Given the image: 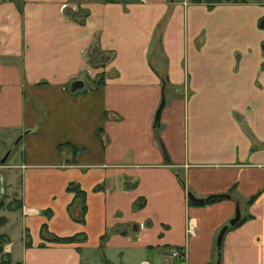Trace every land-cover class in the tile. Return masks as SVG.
I'll list each match as a JSON object with an SVG mask.
<instances>
[{"label":"crops","instance_id":"0c3cea01","mask_svg":"<svg viewBox=\"0 0 264 264\" xmlns=\"http://www.w3.org/2000/svg\"><path fill=\"white\" fill-rule=\"evenodd\" d=\"M262 18L264 0H0L14 264H264Z\"/></svg>","mask_w":264,"mask_h":264},{"label":"rangeland","instance_id":"374dc122","mask_svg":"<svg viewBox=\"0 0 264 264\" xmlns=\"http://www.w3.org/2000/svg\"><path fill=\"white\" fill-rule=\"evenodd\" d=\"M75 1H77V0H75ZM184 1H186V0H184ZM188 1H191V0H188ZM200 1L207 3L206 0H200ZM74 8H76V6H74V4H72L70 7V10L72 11V10H74ZM81 11L82 10L80 9V12ZM161 27H162L161 25H158V27L156 28V30L154 32V38L152 39V43L155 45L157 44V42L159 40L158 36H159V32H160ZM93 50L95 53V46L93 47ZM94 53H92V54H94ZM92 54H90L91 57H88L89 61H92V59L94 57V55L92 56ZM96 56H97V58H96L97 61L107 59V57H108L105 54H97ZM89 84H90V82L88 81V85ZM1 132L4 135V132L3 131H1ZM11 145L15 146L16 144H14L12 142ZM2 154H3V152L1 153V155ZM11 158L12 157H7L3 162H0V180H2V184L0 183V200L3 203V206L0 208V221H4L7 223V227H6L7 230H10L13 228V224L8 223V221L14 212L13 210L15 209L14 206L16 205L17 200H19L17 197L18 196L17 188L20 185L19 175H18V173L15 175L16 169L13 165V163H15V161H17V160H13ZM16 168H18V167H16ZM13 187H14V189H13ZM1 188H2V190H1ZM7 204L10 205V208H8ZM4 222H3V224H4ZM14 240H16V239L14 238ZM8 246H9V242L7 241L4 244V248H5L4 250L5 251H7ZM12 264H14L13 261H12Z\"/></svg>","mask_w":264,"mask_h":264},{"label":"trees","instance_id":"16d2710c","mask_svg":"<svg viewBox=\"0 0 264 264\" xmlns=\"http://www.w3.org/2000/svg\"><path fill=\"white\" fill-rule=\"evenodd\" d=\"M191 1L192 2H198L200 0H191ZM220 1H245V0H206L208 6H212L214 3L220 2ZM166 16L164 18H162V20L159 22L158 25L162 26L164 24ZM161 28H160L159 35L161 33ZM158 38H159V36H158ZM102 82H103L102 75H100V78L98 80L94 81V83H96L97 85H100ZM160 104H161V102H160ZM161 107L162 106L159 105V107L157 108L156 115L159 113ZM68 187L69 188H73L76 191L77 194H79V192H82V190L79 189L78 186H76V185H69ZM251 198H249V201H251ZM215 199H218V197L217 198H210L207 201H213ZM2 206H3V203L0 200V208ZM7 206H8V208H10L9 204H7ZM14 207L15 208L20 207V201L19 200H17V203H16V205ZM3 222L4 221H0V224L3 223ZM42 227H45V224L42 225ZM74 238H75V235H54L51 240L59 241V242H67V241H71ZM8 239L9 238L7 237V234H5L4 232H0V264H12V258H11L10 253L8 251H4V244L8 241ZM41 244H43V243H41ZM176 247L179 248V246H176ZM15 264H20V263L19 262H15Z\"/></svg>","mask_w":264,"mask_h":264},{"label":"water","instance_id":"95a60500","mask_svg":"<svg viewBox=\"0 0 264 264\" xmlns=\"http://www.w3.org/2000/svg\"><path fill=\"white\" fill-rule=\"evenodd\" d=\"M260 24L264 25V18L261 19ZM263 50H264V44H263ZM82 84H83V82L81 80H75L74 82H72L71 88H72V90H74L76 87L82 86ZM160 106H162V102H161ZM158 115H159V113L156 115V120L158 119ZM21 135L22 134H19L15 138V140H14L15 143L18 142V140L20 139ZM9 152H10V149H7L4 152V154L0 158L1 162H3L6 159L7 155L9 154ZM0 183L2 184V180H0ZM1 190H2V188H1ZM188 196L194 202H204V201L208 200L210 197H215V196L228 197L229 195L227 193H221V194H213V195H210V196H207V197H196L191 192H189ZM239 217H240V212H239L238 207H236L234 216L232 218H230L228 223L224 224L221 227V229L219 230V232H218V235H217V238H216V244H217L218 247L221 244V239H222L223 233L225 232L226 228L229 225L234 224L236 221H238Z\"/></svg>","mask_w":264,"mask_h":264},{"label":"built area","instance_id":"2783aa9c","mask_svg":"<svg viewBox=\"0 0 264 264\" xmlns=\"http://www.w3.org/2000/svg\"><path fill=\"white\" fill-rule=\"evenodd\" d=\"M173 256H182L184 254L183 250L181 248H173L172 250Z\"/></svg>","mask_w":264,"mask_h":264}]
</instances>
